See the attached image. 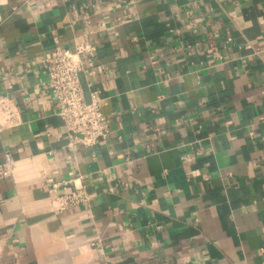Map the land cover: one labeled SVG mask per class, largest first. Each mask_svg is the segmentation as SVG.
I'll list each match as a JSON object with an SVG mask.
<instances>
[{
  "label": "crops",
  "instance_id": "obj_1",
  "mask_svg": "<svg viewBox=\"0 0 264 264\" xmlns=\"http://www.w3.org/2000/svg\"><path fill=\"white\" fill-rule=\"evenodd\" d=\"M86 39L112 132L72 150L44 58ZM4 95L0 264H264V0H0Z\"/></svg>",
  "mask_w": 264,
  "mask_h": 264
},
{
  "label": "built area",
  "instance_id": "obj_2",
  "mask_svg": "<svg viewBox=\"0 0 264 264\" xmlns=\"http://www.w3.org/2000/svg\"><path fill=\"white\" fill-rule=\"evenodd\" d=\"M97 48V41L86 39L74 47L57 46L44 58L48 85L56 99V114L66 126L67 146L72 150L78 145H95L109 138L112 132L111 119L102 110L101 95L94 90L87 99L81 82L86 62L93 58ZM21 121L16 101L8 95L0 97V131L15 127ZM15 163L12 151L6 149L4 161L0 163V176L12 175ZM60 188L66 191L61 193ZM50 191L61 210L78 206L91 198L84 183L71 179L52 182Z\"/></svg>",
  "mask_w": 264,
  "mask_h": 264
}]
</instances>
